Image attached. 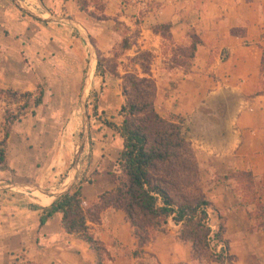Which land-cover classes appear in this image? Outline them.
<instances>
[{
	"label": "crops",
	"instance_id": "crops-1",
	"mask_svg": "<svg viewBox=\"0 0 264 264\" xmlns=\"http://www.w3.org/2000/svg\"><path fill=\"white\" fill-rule=\"evenodd\" d=\"M84 1L86 12L93 17L80 12L71 1L20 0L29 11L70 19L89 37L95 53L106 58L122 43L116 24L136 31L132 48L153 57L150 74L156 85L155 110L162 117L173 115L184 120L202 192L223 218L232 264H264V230L255 215L256 206L233 179L223 180L240 172L251 174L257 183L264 181V78L260 76L264 0H100L98 9L95 0ZM160 25L170 27L168 41L152 33L151 28ZM235 29H243L244 37L232 36ZM190 32L200 44L189 66L165 68L163 62L172 55L171 50L164 54V44L188 49ZM79 41L84 45L70 26L38 22L10 0H0V91L33 93L41 85L44 93L37 110L47 104L52 84L70 81L60 102L73 106L79 93L80 111L89 53L86 60L82 52H71V43ZM96 86L95 65L86 91L90 88L95 92ZM103 89L108 96H117L115 112H100L106 117L109 113L110 120L89 119L86 96L88 138L68 191L80 187L88 204L114 188L112 174L121 152V140L105 126L120 121L116 117L122 104L120 81ZM59 98L55 94L53 103H59ZM30 116L31 120H20L11 127L0 186H35L53 195L71 181L69 154L61 148L64 120H38L34 113ZM69 124L71 137L81 127V139L82 115L81 120H70ZM37 194L52 199L50 205L56 200ZM34 197L28 191H0V264H95V255L86 243L62 232L60 215L39 227L41 212L50 205L41 201L40 205ZM260 204L264 207V195ZM87 226L105 250L103 264H197L191 259L190 246L177 239L178 227L171 220L164 233L153 231L149 243L139 251L121 211L108 209L98 224Z\"/></svg>",
	"mask_w": 264,
	"mask_h": 264
},
{
	"label": "trees",
	"instance_id": "trees-1",
	"mask_svg": "<svg viewBox=\"0 0 264 264\" xmlns=\"http://www.w3.org/2000/svg\"><path fill=\"white\" fill-rule=\"evenodd\" d=\"M74 2L78 10L88 17L87 2L84 0H60ZM120 26L116 24V27ZM122 27V26H120ZM168 25L151 28L153 34L170 39ZM127 31L130 30L127 28ZM136 35V34H135ZM234 37H241L231 32ZM135 37V36H134ZM191 46L189 56L182 53L177 56L180 62L176 66H189L194 50L200 42L196 36L190 35ZM133 41L127 37L122 39L121 49L129 51ZM184 50V51H185ZM174 55L172 50V56ZM134 67L133 72L124 71L119 76L117 67L112 64L109 70L103 64L108 61L98 55L96 77L101 84L105 75L120 81V97L122 104L116 112L119 123H105V126L121 140V152L115 161L113 171L114 188L97 196L94 203H85L81 188L56 199L48 208L43 209L39 218V227L52 219L61 216L60 229L67 235H73L84 243L95 255V264H103L106 256L103 247L89 234L87 224H98L101 214L108 210L121 211L133 230L138 251L150 241V234L160 230L164 233L167 221L171 220L178 227L177 239L190 246L191 259L197 264H232L233 258L228 255V243L224 239L223 218L203 194L199 179L198 165L186 139L184 120L169 115L160 116L155 110L156 85L151 77L150 67L153 57L150 53L137 51L128 60ZM187 61V62H186ZM264 74V50L261 53L260 76ZM43 88L36 87L33 93H17L11 90L1 92L9 98L19 97L22 107L14 116L4 120L0 140V170H6V148L11 127L26 115V111L41 105ZM93 111L88 112L89 119H100ZM233 179L247 195L248 201L256 206L255 215L260 219V227L264 230V207L260 199L264 195L263 185L254 181L249 173L236 172L224 177ZM207 211L216 221L215 231L206 225ZM221 246L216 254V248ZM138 253L135 252L134 255Z\"/></svg>",
	"mask_w": 264,
	"mask_h": 264
},
{
	"label": "rangeland",
	"instance_id": "rangeland-1",
	"mask_svg": "<svg viewBox=\"0 0 264 264\" xmlns=\"http://www.w3.org/2000/svg\"><path fill=\"white\" fill-rule=\"evenodd\" d=\"M20 1V0H19ZM22 1V0H21ZM96 3V7L101 8V1L100 0H95ZM31 11V10H30ZM36 13H38L39 15H46L45 13H40L37 12L38 10H34ZM33 11V13H34ZM32 12V11H31ZM35 13V14H36ZM51 15V14H50ZM116 31L122 36V38L127 37L128 40L132 41L134 40V36L136 34L135 30H130V32L127 31V28L125 27H120L117 26L116 27ZM232 32L235 35L241 36L243 35L244 30L243 29H235L232 30ZM190 35H193L192 32H190ZM166 46V48L164 49V54H167L170 50H171V55H172V50L174 55L172 57H170V59L166 62H163L165 65V68H172L174 66H176L179 62L180 59L177 58V56L179 55V53H182V50L180 49H173L170 48L168 46L167 43L164 44ZM49 50V48H48ZM70 50L71 52H82L83 55L85 56L86 60L88 57V49L85 47V44L83 45L81 41L75 43L72 42L70 45ZM137 51L134 48H131L128 52L123 51L121 49V45H116L113 47L112 51L110 52V56L108 58L101 56L100 54H96L97 57V61H98V55H100L101 58L105 59L108 61L107 64H103L107 69H111L112 68V64H120L119 67H117V73L119 74H123L124 71H128V72H133L134 71V67L133 65L128 61L129 59H132L135 55ZM184 52V56H189V50H183ZM78 54V53H76ZM68 55V54H65ZM64 55V56H65ZM68 57L70 58V56L68 55ZM119 60H123L121 63H119ZM187 62V61H186ZM154 63V62H153ZM264 78V74H262V76ZM104 86L103 84L99 83L100 80L97 79V86H96V91L94 92L93 90H91L90 88L86 91V96H87V107H88V112L93 111V108L95 107L96 109H94L95 115L100 116V120H110L108 114L107 117L104 115H100V112L102 113H106V112H115V108H116V101H117V96L113 93L112 95L108 96L109 93L106 91H104L103 88H107V86H110L111 88L114 86V83L117 81L116 78H112L109 77L108 75H105L104 77ZM71 80V78H70ZM69 81V78L68 80ZM94 81V77H92V84ZM64 83V84H52L51 87V91L49 94H47V104H45V106H43V108L41 109H35L33 110V113L35 115L38 116V120H64L63 123V127H62V150L67 151L69 154V162L67 164V171H70L71 166L73 165V154L76 151V146L77 143L80 140V132H81V127L80 130L78 131V133L74 136L71 137L70 133H71V124L68 125V123L70 122V120H81V114L80 111L78 109V96L79 93L76 94V96L74 97V103L73 106L71 105V103L67 102H60L61 97H63V95L66 94V90L67 88H69L70 86V81ZM62 85V86H61ZM45 87V85H43ZM100 88V90L98 89ZM55 94L59 95V103L55 104L53 103V97L55 96ZM108 101V104H103V102H106V100ZM0 140L2 138V130H3V126L5 124L4 120L6 118H8L9 116H14L18 110L22 107L23 101L17 97L16 99L13 98H9L8 96H6L5 94H0ZM121 102V100H120ZM52 105V106H50ZM72 106V107H71ZM31 109H28L26 111V115L21 118L20 120H31ZM95 119V118H94ZM36 120V119H34ZM81 126V125H80ZM184 127H185V123H184ZM186 128V127H185ZM80 158V157H79ZM79 159L77 161V167L79 166ZM261 186L263 185V181H260ZM259 183V184H260ZM36 198V197H34ZM36 200V199H35ZM211 225H213L214 227H216V221L215 219L212 218L211 220ZM215 231V230H214ZM231 242L233 243V246L235 247V240L233 238H230Z\"/></svg>",
	"mask_w": 264,
	"mask_h": 264
},
{
	"label": "water",
	"instance_id": "water-1",
	"mask_svg": "<svg viewBox=\"0 0 264 264\" xmlns=\"http://www.w3.org/2000/svg\"><path fill=\"white\" fill-rule=\"evenodd\" d=\"M13 5L23 14L27 15L28 17L41 22V23H59V24H65L70 26L71 28H73L75 31L78 32V34L80 35L82 41L84 42L86 48L88 49V53H89V59H88V69H87V73L85 76V80H84V84L82 86V90H81V94H80V112L82 115V121H83V125H82V134H81V139L79 141V143L76 146V151L74 154V162L71 168V175H70V184L65 187L64 190L57 192L56 194H49L46 193L42 190H40L39 188L35 187V186H23V185H9V186H0V191H6V190H12V191H19V192H32V193H39L41 195H47V196H52L55 199H58L64 195H66L72 185V183L75 181L76 178V174H77V161L78 158L81 154L82 151V147L83 144L85 143V141L88 138V130H89V124H88V115L86 112V88L88 86V81L90 79V75L92 73V69L94 68V66L97 64V57H96V53L94 51V48L90 42L89 37L85 34V32L74 22H72L70 19L68 18H62V17H56V16H52L49 15L47 17L44 16H40L38 14H35L31 11H29L23 4L22 2H20L19 0H10Z\"/></svg>",
	"mask_w": 264,
	"mask_h": 264
},
{
	"label": "built area",
	"instance_id": "built-area-1",
	"mask_svg": "<svg viewBox=\"0 0 264 264\" xmlns=\"http://www.w3.org/2000/svg\"><path fill=\"white\" fill-rule=\"evenodd\" d=\"M130 1H133V0H130ZM211 220H212V217H211L210 213L207 211V219H206L205 223L208 226V228L211 230V232H214L215 227L213 225H211ZM220 249H221V246L216 248V254H218L220 252Z\"/></svg>",
	"mask_w": 264,
	"mask_h": 264
},
{
	"label": "bare ground",
	"instance_id": "bare-ground-1",
	"mask_svg": "<svg viewBox=\"0 0 264 264\" xmlns=\"http://www.w3.org/2000/svg\"><path fill=\"white\" fill-rule=\"evenodd\" d=\"M34 196L39 200L38 203L41 205L40 201L45 205H50L51 200L43 199L41 196H39L37 193H34Z\"/></svg>",
	"mask_w": 264,
	"mask_h": 264
}]
</instances>
